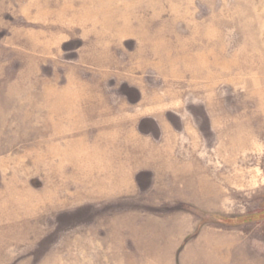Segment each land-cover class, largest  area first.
<instances>
[{"label": "rangeland", "instance_id": "1", "mask_svg": "<svg viewBox=\"0 0 264 264\" xmlns=\"http://www.w3.org/2000/svg\"><path fill=\"white\" fill-rule=\"evenodd\" d=\"M0 264H264V0H0Z\"/></svg>", "mask_w": 264, "mask_h": 264}]
</instances>
